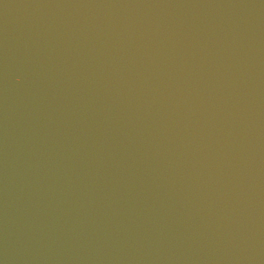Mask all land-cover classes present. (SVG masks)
Wrapping results in <instances>:
<instances>
[{"label": "water", "instance_id": "1", "mask_svg": "<svg viewBox=\"0 0 264 264\" xmlns=\"http://www.w3.org/2000/svg\"><path fill=\"white\" fill-rule=\"evenodd\" d=\"M0 264H264V0H0Z\"/></svg>", "mask_w": 264, "mask_h": 264}]
</instances>
